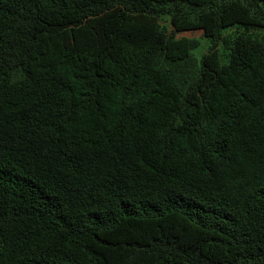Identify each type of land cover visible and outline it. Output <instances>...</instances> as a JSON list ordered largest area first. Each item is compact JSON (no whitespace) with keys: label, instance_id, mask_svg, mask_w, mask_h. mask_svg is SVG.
Returning <instances> with one entry per match:
<instances>
[{"label":"trees","instance_id":"obj_1","mask_svg":"<svg viewBox=\"0 0 264 264\" xmlns=\"http://www.w3.org/2000/svg\"><path fill=\"white\" fill-rule=\"evenodd\" d=\"M261 31L264 0H0V264H264Z\"/></svg>","mask_w":264,"mask_h":264},{"label":"rangeland","instance_id":"obj_2","mask_svg":"<svg viewBox=\"0 0 264 264\" xmlns=\"http://www.w3.org/2000/svg\"><path fill=\"white\" fill-rule=\"evenodd\" d=\"M237 29H229L224 34H227L229 32H234ZM259 33L261 37H264V31L256 32ZM177 37H186V38H194L199 41V47L194 51L195 56L198 58L202 53L206 52L207 50V43L205 39L202 37V33L200 31H188V32H182L178 33L176 35Z\"/></svg>","mask_w":264,"mask_h":264}]
</instances>
